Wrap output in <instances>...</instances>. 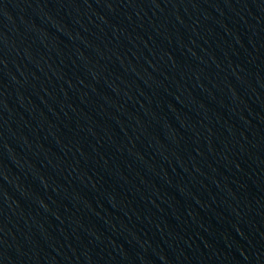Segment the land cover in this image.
<instances>
[{"label": "water", "instance_id": "water-1", "mask_svg": "<svg viewBox=\"0 0 264 264\" xmlns=\"http://www.w3.org/2000/svg\"><path fill=\"white\" fill-rule=\"evenodd\" d=\"M0 264H264V0H0Z\"/></svg>", "mask_w": 264, "mask_h": 264}]
</instances>
